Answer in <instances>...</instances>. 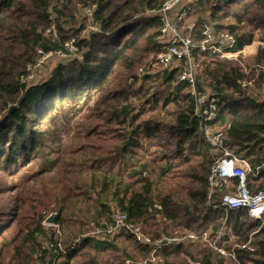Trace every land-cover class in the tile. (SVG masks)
Returning a JSON list of instances; mask_svg holds the SVG:
<instances>
[{
  "label": "trees",
  "instance_id": "trees-1",
  "mask_svg": "<svg viewBox=\"0 0 264 264\" xmlns=\"http://www.w3.org/2000/svg\"><path fill=\"white\" fill-rule=\"evenodd\" d=\"M162 1L0 0V264H264L262 219L244 207L214 206L236 191L238 178L207 195L222 151L206 141L205 122L179 78L185 60L137 76L163 46L158 17L143 13ZM93 4L98 30L82 36L89 19L81 9ZM192 14L194 42L205 23L236 37L232 51L259 42L244 59L247 72L238 59L191 51L196 90L217 98L208 124L249 162L246 188L264 191V71H256L264 66V0H196L186 19ZM71 38L77 57L43 78H22L37 49ZM81 102L87 110L78 120L57 117L64 104ZM22 169L32 170L33 192L1 176ZM52 212L54 223H44ZM117 212L150 243L124 228L106 232L102 222ZM188 233L195 238L162 241Z\"/></svg>",
  "mask_w": 264,
  "mask_h": 264
},
{
  "label": "built area",
  "instance_id": "built-area-1",
  "mask_svg": "<svg viewBox=\"0 0 264 264\" xmlns=\"http://www.w3.org/2000/svg\"><path fill=\"white\" fill-rule=\"evenodd\" d=\"M196 0H163L156 9L145 8V15H156L161 24L159 37L163 39V46L155 53L154 63L162 67H168L174 58L184 59L185 65L180 72L179 78L185 80L188 85V91L195 99L194 113L197 117L205 122L204 137L206 141L222 151V155L217 158L211 166L208 176L209 191L207 193L210 197L215 188L221 183L227 182L231 177L238 178L236 191L233 193H225L222 195L220 202L215 207H222L225 210L228 208L244 207L247 208L251 216L262 219L264 222V191L250 192L245 186V178L252 169L249 162L241 157H238L223 146V132L221 130H214L208 123L212 121L217 115V98L212 97L207 91L198 92L195 87L194 71L197 63L192 57V48L196 47L202 51H210L218 54L220 57L231 58L240 51H232L231 48L236 42V37L229 32H220L215 34L212 27L205 23L201 31V39L194 42L191 35V29L194 24H185L186 16ZM95 5H87L82 7L81 13L85 15L89 22L82 31V36L87 32L98 30L97 25L93 20V11ZM187 31H184V30ZM79 53V46L76 38H71L63 42V44L56 49L43 50L37 49V58L33 64L27 65L28 73L22 77L25 80L31 79V70L38 68L44 63L50 61L52 58H59L66 60L77 56ZM152 62H147L144 66L137 69V76L150 71ZM249 68L244 66L247 72ZM261 69L264 71V66L256 67V71ZM103 225L105 231L112 233L121 228L128 230L133 234L134 238L141 243H150V238L145 235L138 225L126 221L124 213L117 212L111 216L110 220H104ZM223 232V228L215 230L216 237H219ZM185 238H195L194 233H188L186 236H174L172 238H164L162 241H176ZM210 244L221 253L224 251L215 245V240Z\"/></svg>",
  "mask_w": 264,
  "mask_h": 264
},
{
  "label": "rangeland",
  "instance_id": "rangeland-1",
  "mask_svg": "<svg viewBox=\"0 0 264 264\" xmlns=\"http://www.w3.org/2000/svg\"><path fill=\"white\" fill-rule=\"evenodd\" d=\"M197 18V15L192 14V16H190L189 18L186 19V23L185 24H194L195 20ZM159 40H163L159 37ZM259 44L258 41H254L252 44L246 46L243 50H241L239 53H237L234 57H231L229 59H238L240 60V62H242L241 64H245L244 59L247 60L249 56H252L255 54L256 52V48L257 45ZM77 57V56H76ZM154 58H155V53L154 54H150L147 56V59L145 61L147 62H152L153 65L151 66L150 71H156V70H160L163 69L164 67L155 64L154 63ZM60 61L59 58H52L50 61L44 63L42 66H39L38 68H33V70H31V79H28L27 81H32V80H36L39 78H43L45 77L49 71ZM249 61V59L247 60ZM144 66V65H141ZM81 88H85L87 86L86 82L80 84ZM82 101V99H81ZM92 104V103H90ZM72 103L70 104H64L62 106L63 109L58 110V118H62V114L63 112H67V118H70L71 123H73L75 120H78L80 118V114L86 112V105H84V103H78L75 104L72 108ZM82 110H78L81 109ZM78 110V112H77ZM56 112V111H55ZM66 121V120H65ZM64 121V122H65ZM63 122V121H61ZM69 144V141L68 143ZM157 170V169H156ZM155 170V171H156ZM32 173V170L30 169H22L18 174H16L15 176H10L6 173H1L2 178L8 183V184H13V183H17V182H21V185H24V189L22 190V192H33V181L28 179V175H30ZM26 176V177H25ZM168 177V176H167ZM167 177L164 179V181H162L159 184L160 189L166 190L168 184H169V179H167ZM33 178V177H32ZM16 192V191H13Z\"/></svg>",
  "mask_w": 264,
  "mask_h": 264
},
{
  "label": "water",
  "instance_id": "water-1",
  "mask_svg": "<svg viewBox=\"0 0 264 264\" xmlns=\"http://www.w3.org/2000/svg\"><path fill=\"white\" fill-rule=\"evenodd\" d=\"M223 2H227L229 0H222ZM14 106H11L9 111L11 109H13ZM55 216H56V212H52L50 213L45 219H44V223L46 224H49V225H52L54 223V220H55Z\"/></svg>",
  "mask_w": 264,
  "mask_h": 264
},
{
  "label": "crops",
  "instance_id": "crops-1",
  "mask_svg": "<svg viewBox=\"0 0 264 264\" xmlns=\"http://www.w3.org/2000/svg\"><path fill=\"white\" fill-rule=\"evenodd\" d=\"M194 264H201V263H194Z\"/></svg>",
  "mask_w": 264,
  "mask_h": 264
}]
</instances>
